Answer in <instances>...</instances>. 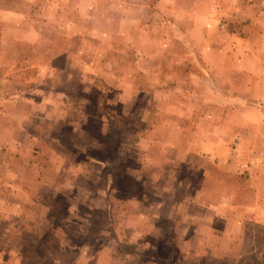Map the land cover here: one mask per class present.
<instances>
[{"label":"rangeland","instance_id":"rangeland-1","mask_svg":"<svg viewBox=\"0 0 264 264\" xmlns=\"http://www.w3.org/2000/svg\"><path fill=\"white\" fill-rule=\"evenodd\" d=\"M248 2L0 0V264H264Z\"/></svg>","mask_w":264,"mask_h":264},{"label":"crops","instance_id":"crops-1","mask_svg":"<svg viewBox=\"0 0 264 264\" xmlns=\"http://www.w3.org/2000/svg\"><path fill=\"white\" fill-rule=\"evenodd\" d=\"M255 0H249V4L250 3H252V2H254ZM219 3V2H218ZM252 8H254V5H252L251 6V11H252ZM166 25V24H165ZM166 27V26H165ZM198 29H200V28H198ZM223 54H224V51L222 52ZM227 53V52H226ZM234 53H236V52H234ZM254 65V63L253 62H250V61H235V62H233V63H231L230 64V70H232V71H230V75L232 76H235V73H237V72H242L243 71V74H244V76H247L246 74H250V73H245V72H247L248 70L249 71H252L251 69L252 68H254L255 69V67L253 66ZM212 68L211 69H215L216 67H219V66H217V65H212L211 66ZM244 79V82H243V84H245V83H247V85H246V87L248 86V84L249 85H254L256 82H257V80L256 79H254V80H251V81H247V80H245L246 78H243ZM244 88L242 91H241V93H239L238 95H235V94H232L231 95V97H230V99L231 98H233V99H244V100H252V99H255V97H253V96H251V91H249V90H247V88ZM198 91V90H197ZM201 91V90H200ZM261 98H264V95L263 96H261ZM254 168H257V166H260L261 167V165H257V163H255L254 165ZM262 168H264L263 167V165H262ZM255 179H259L260 177L262 178V176H261V173H260V175H258V174H255L254 176H253ZM260 178V179H261ZM251 212H260L259 213V217L261 218V220H260V222H263L264 223V206H260V207H251L250 209H249ZM251 219H255L254 217H251Z\"/></svg>","mask_w":264,"mask_h":264}]
</instances>
